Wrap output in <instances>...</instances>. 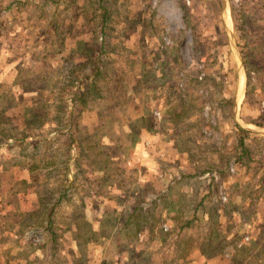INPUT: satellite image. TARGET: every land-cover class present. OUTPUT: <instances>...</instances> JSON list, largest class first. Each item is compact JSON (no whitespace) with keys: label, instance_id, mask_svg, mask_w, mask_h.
I'll list each match as a JSON object with an SVG mask.
<instances>
[{"label":"crops","instance_id":"1","mask_svg":"<svg viewBox=\"0 0 264 264\" xmlns=\"http://www.w3.org/2000/svg\"><path fill=\"white\" fill-rule=\"evenodd\" d=\"M15 1L0 0V13L10 10ZM18 2L26 8V0ZM69 3L65 8L79 10L75 17L57 21L47 15L42 19L45 44L41 49L30 50L35 40L30 18L36 21V15H21V26L28 32L26 41L15 43L9 54L2 55L0 87L6 83L3 77H12L8 87L14 92L21 82L22 57L34 59L42 53L44 70L59 72L62 92L59 113L56 106H50L55 113L37 115L34 96V109H30L34 111L21 117L15 105H8L14 97L3 96L0 90V264H264V127L257 123L253 125L258 128L251 129L238 122L241 101L237 87L242 67L234 68L235 103L229 109L233 111H220L225 122L229 119L228 124L221 122L225 125L222 135L227 138L223 143L212 139L195 145L201 144L197 141L201 136L197 121L202 119L199 95L208 78L214 76L194 79L189 71L199 68L201 60L180 65L176 60L181 51H174V71L188 72L182 81L174 79L177 85L183 83L186 91L183 97L175 96V88L167 89L168 79L146 75L152 66L143 57L151 54L152 47L145 50L136 45L132 47L136 52L129 47L137 39H155L156 23L149 15L155 0H111V15L103 0ZM173 3L178 10L181 5L175 0ZM78 6H89L91 15H81ZM105 11L108 15L103 16ZM12 20L2 18V24ZM181 22L192 27L193 19L183 15ZM182 28L177 36L185 33ZM96 44L93 54L86 51ZM191 53L193 58L201 55L196 47ZM124 54L128 60L121 67L119 58ZM100 55L106 56L104 62L98 60ZM47 56H57L55 65ZM71 70L79 73L74 86L68 80ZM240 79L243 92V74ZM47 82L50 87L54 85L50 77ZM256 82L252 84L254 95L256 88L264 89ZM87 86L100 92L92 102L96 106L87 100L86 105L81 103L69 92L74 88L84 91ZM69 99L74 106L83 105L80 109L84 111L92 108L87 115L94 119L85 121L81 110L66 111ZM153 100L164 109L158 129L150 124L149 104ZM244 102L250 103L245 96ZM236 126L249 133H240ZM99 140L107 144L111 154L104 152L105 145ZM152 143L157 152L166 154L162 165L171 171L178 167L222 169L218 174L225 177L206 182L200 176L172 173L166 179L163 167L157 171L154 164L145 161L146 156H153ZM113 152L120 155L113 156ZM231 165L253 171L228 178L225 171ZM199 187H203L201 191ZM220 188L228 192L223 207L216 205L220 201L215 191L221 193ZM61 210L68 212L62 217ZM162 220L171 224L168 234L159 229ZM141 231L142 244L136 238ZM245 236H249V243L243 242ZM166 249L169 253L165 257Z\"/></svg>","mask_w":264,"mask_h":264},{"label":"rangeland","instance_id":"2","mask_svg":"<svg viewBox=\"0 0 264 264\" xmlns=\"http://www.w3.org/2000/svg\"><path fill=\"white\" fill-rule=\"evenodd\" d=\"M18 1L19 0L12 3V7L10 10H5L0 13V63L2 62V55L4 53L9 54L10 51L8 49H13L15 43L19 44L22 41H26L25 39L27 38L28 32L21 26V15L26 14L28 17L31 16L28 13L36 15V21H34L33 18H30V21H33L31 25L32 31L35 32V36L32 37L35 40L30 44V50H33L41 49L42 47H44L45 44V40L42 37V19L44 18V16L53 15V17H55L57 21H59L60 19H69L68 16L75 17L76 13H78L79 11L73 6L65 8V5L71 4L69 3L70 0H64V2L62 3H59L55 0H26V8L22 7L20 5L21 2ZM103 1L105 2L104 4H106V7L109 8L108 10L110 11L111 15V0ZM175 1L181 5L178 10L175 8L173 0H158V3L157 0H155L156 5L152 6L154 7V9L151 8L149 12L150 18H152V20H154L156 23L154 26V28H156V32H153L155 39H137L135 40V42L130 43L129 47L130 49H135L132 47L136 45H141V47H143L145 50H148L149 46L152 47L151 54L149 55L147 53L143 57V59H147L152 66V72H148L146 73V75H154V78L156 80L164 78L168 79L169 82L167 83V89L172 91L173 88H175V96L180 95L181 97H183L185 96L186 91L184 84L179 83L177 85L175 83L176 81L173 82L174 79L182 81L188 72L174 71L175 68L172 65L175 64V57L172 54L174 51H181L180 55L177 56L178 58L176 57V61L180 65L186 66L187 64L192 63L197 64L201 60L200 63L202 64H198L200 65L199 68H195V70L192 68V71H189L194 75V79H197L198 81H203L205 76H214L208 78L205 83V88H201V94L199 95V98L202 103L201 107L199 108L202 119L197 121L198 126L201 128V136L197 137V141H200L201 144L195 143V145H202L203 141H211L212 139L217 143H223V139L227 138L222 135L221 128L225 127V125H222L221 122H225V120H223L220 111L226 110L228 113H232L233 111L229 109H233L235 103L236 73H234V68L236 69V66L238 65L242 67V71H240L241 73L243 72L242 74L245 78L244 91L242 92L240 90L239 84L237 87V98H239V103L241 101L237 116L238 120H240L238 122L242 123V126L250 125L249 127L251 129L258 128L255 126L257 125V123L259 126L264 127V116L261 115V110L264 109V89L261 88L262 86H259L260 88H256V95H253V91L251 88L252 95L249 97V99L250 101H252L253 99L255 101L257 99V101H260L258 104L255 105V103L253 102H244V96L247 89V79L249 80V83L257 81V85L264 86V0H225L227 3L226 19H224V2L221 0H206L211 1V3L206 5L203 4V0ZM50 3L52 5H49ZM78 7L79 9H81V15H84L85 13L91 15L89 6H87L86 8H82V6ZM232 11H234V15L236 17V27L234 26V22L232 20ZM183 15L188 17L191 16V18L193 19V22L191 23L192 27L189 26V24L185 25L183 24V22H181V18L183 17ZM9 17L13 18L14 20L2 24V18L6 19ZM226 22H228L227 26L229 24L227 30L225 29ZM181 28L185 33H182V35L177 36V31ZM225 32L229 34V37ZM174 34L177 37H175ZM108 42L110 43L109 40ZM97 43H99V41ZM91 44L89 45L92 46ZM124 45L126 46L125 42ZM105 46L109 47L110 45ZM97 47L98 44H96V46L93 45V47H89L86 51L90 54H93L92 51L95 50ZM195 47L198 48L199 51H201V55L196 58H193L191 49ZM20 48H24V46ZM134 51L136 52L137 50L135 49ZM188 53H191L190 55H192V58ZM105 57H103V55H100L98 60L100 62H104ZM43 59L44 58L42 53L39 56L36 55L34 59L29 58L27 56L22 57L21 68L19 67V75L21 78V82L16 81L19 83V85L13 88L14 92H11V89L8 87V85L11 84V82L9 81H11L10 79H12V77H3V79H5L3 84L5 82L6 83L5 85L0 87L1 93L3 96L5 95L8 97V95L10 94L9 96L14 97L12 101L9 99L8 105H15L17 107L16 110H19L21 112V117L22 113L24 112L34 111V105H32L33 101H31V98H33L34 96L38 100V104L35 105L36 107H38V109H36L37 115L44 114L48 111L55 113V109L51 108L50 106H56L55 108L57 109V113H59L60 111V103L58 100L60 97V92L62 91L61 88L58 86L59 72H48V70H44ZM46 59L49 61L51 60L53 65H55L57 56H47ZM126 60H128V55L126 56V54H124L120 56L119 63L121 64L119 65L123 67L122 65L127 64ZM33 68H35V71L32 70ZM78 74L79 73H75L74 76L77 77ZM71 75L73 74L69 72V76ZM14 76L15 74H13V78ZM47 77H50V79L52 80V83L54 84L52 87L48 86L49 83L47 82ZM209 84L210 88L212 85V89L209 88ZM165 91L167 90L165 89ZM83 92L87 94L88 103L95 102L96 99L99 98L98 96L100 95V92L97 93L96 88L93 86H91V88L87 86L86 88H84ZM72 93H75V91L73 90L71 92V95ZM102 93L105 94L108 92ZM158 93L159 96L162 95L160 94V92ZM169 95L172 96V92H170ZM16 97L18 98L16 99ZM124 97L126 98L125 95ZM43 101H49V103H43ZM98 104L99 103L97 102V105ZM66 105L65 109L69 113L81 110L80 112L82 115V112H84L85 114L82 117L85 121L90 119V117L93 120L95 117L93 115H87V113H90L92 111V108H89L87 109V111H84L83 108L80 109V107H82L83 105L77 104V106H74L73 100L69 99ZM31 106L33 108L32 110H30ZM91 106H96V104L92 103ZM149 106L151 115L150 124L155 129H158V127H160L161 125L164 109H159L156 105V101L154 102V100L152 104H149ZM11 114L12 112L9 111L8 115ZM103 120H105V118H103ZM228 122L229 119H226L225 123L228 124ZM263 127L259 128L263 129ZM228 128L229 125H226V129ZM155 141L157 142V144H161V142H158L159 140H157L156 138ZM99 142L105 145L102 146L104 152L111 154V150L108 148L107 144H105V142H103L102 140H99ZM155 146L156 144L152 143V158L150 159L149 156H146V159H144L145 161L154 164V168H156L157 171L161 170V167H163L162 172L163 174H165L166 179H168L169 175L172 173L178 174L179 177H182V174H184L185 177L200 176L199 179L205 178L204 181L206 180V182H208V179L209 182L214 180L218 181L224 176H220L218 174V170L224 171L222 169H200L199 171H197L185 167H178L171 171V169L166 168L164 165H162V163L166 159V154L163 152H157ZM163 148L168 150V147L165 145L163 146ZM158 153H161V155L158 156ZM115 155L119 156L120 154L119 152H113V156ZM157 165L159 166V168ZM141 166H139L138 168H140ZM127 168L132 169V166H127L125 169ZM141 168L142 171H145L144 169H146L145 166H142ZM248 171L252 172L253 170L251 167H243L242 165H239V167L236 168L235 165H231L229 166V168L226 169L225 172L226 174L228 173L227 177L230 178V175L235 176L236 174L240 175L243 173L244 175H247L249 174ZM139 173H141V170L139 171ZM126 185L130 186V184L128 183H126ZM202 188L203 187H199L200 191L202 190ZM220 189L221 193H218L214 190L217 193L215 194L217 195V199L220 201V204L218 205L216 203V205L218 207H223L228 202V192L225 190V188ZM203 194L204 192H201V195ZM103 202L105 204L108 203L107 200H103ZM66 212H68V210H61L59 216L63 217ZM170 227L171 224L169 223V221L162 220L159 223V229L163 234H168ZM136 238L138 242H141L142 244L144 240V233L142 231L139 232ZM249 241V236L243 237V242L245 244L249 243ZM168 250L169 249L163 251V255L165 257L169 253ZM107 251L108 249H106V252H104L105 257ZM93 264L101 263L97 261Z\"/></svg>","mask_w":264,"mask_h":264},{"label":"trees","instance_id":"3","mask_svg":"<svg viewBox=\"0 0 264 264\" xmlns=\"http://www.w3.org/2000/svg\"><path fill=\"white\" fill-rule=\"evenodd\" d=\"M233 13H232V20H233V22H234V26L236 27L237 26V21H236V17H235V15H234V11H232ZM106 16V15H108L107 13H106V11H105V14L103 13V16ZM69 72L71 73V74H73V75H71V76H69ZM68 72V80H69V83L71 84V85H75V83L77 84V82H78V80H79V74H78V76L76 77V76H74V74L76 73L75 71H69ZM96 75V74H95ZM247 75H248V70H247ZM94 76V75H93ZM252 84L253 83H249V80L247 79V81H246V87H247V89H246V93H245V100L246 101H248V102H257V103H259L260 101H257V99L254 101V99L252 100V101H250V99H249V97L252 95V91H253V87H252ZM251 86V87H250ZM72 88H74V87H72ZM251 88H252V91H251ZM74 91H75V93H72V95L76 98H78L79 99V101L81 102V103H83V104H85L84 102H86V100H87V94H85L83 91H80V89H73ZM73 90H71V89H69V92H72ZM88 90V89H87ZM250 91V92H249ZM253 95H254V92H253ZM261 114H264V109H262L261 110ZM236 128L238 129V131H240V133H242V134H244V135H247L249 132L248 131H244V130H242L241 128H239L238 126H236ZM239 146L241 147V149L243 150L244 149V151H243V153L246 155V147H244V144L242 143V141H240V143H239Z\"/></svg>","mask_w":264,"mask_h":264},{"label":"water","instance_id":"4","mask_svg":"<svg viewBox=\"0 0 264 264\" xmlns=\"http://www.w3.org/2000/svg\"><path fill=\"white\" fill-rule=\"evenodd\" d=\"M223 2H224V15H225V17H224V19H226V1L225 0H223ZM225 21V20H224ZM225 29H228V26H227V23H225ZM238 84H239V81H238Z\"/></svg>","mask_w":264,"mask_h":264},{"label":"bare ground","instance_id":"5","mask_svg":"<svg viewBox=\"0 0 264 264\" xmlns=\"http://www.w3.org/2000/svg\"><path fill=\"white\" fill-rule=\"evenodd\" d=\"M241 76H242V74L240 75L239 78H241ZM244 81H245V80H244ZM244 81H243V82H244ZM239 87H240V90H242L243 87H242L241 79H239ZM237 99L239 100V98H237Z\"/></svg>","mask_w":264,"mask_h":264}]
</instances>
